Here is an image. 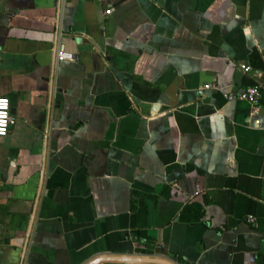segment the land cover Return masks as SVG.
<instances>
[{
  "label": "crops",
  "instance_id": "crops-1",
  "mask_svg": "<svg viewBox=\"0 0 264 264\" xmlns=\"http://www.w3.org/2000/svg\"><path fill=\"white\" fill-rule=\"evenodd\" d=\"M0 96V264H264V0H1Z\"/></svg>",
  "mask_w": 264,
  "mask_h": 264
},
{
  "label": "built area",
  "instance_id": "built-area-1",
  "mask_svg": "<svg viewBox=\"0 0 264 264\" xmlns=\"http://www.w3.org/2000/svg\"><path fill=\"white\" fill-rule=\"evenodd\" d=\"M1 2V0H0ZM112 10H107V14H111ZM58 59L60 61L64 60H74L75 55L69 52L60 51L58 53ZM241 69L244 72H250L251 68L246 65H241ZM213 87L212 84H206L198 89V95L204 96L207 90H210ZM227 100L239 99L251 103L254 106L259 104L260 100V90L257 86H250L244 89L238 95L232 93L226 96ZM16 124V118L12 114V104L9 98L5 96H0V137H7L11 131V128ZM254 222L253 219L249 220ZM1 258V252H0Z\"/></svg>",
  "mask_w": 264,
  "mask_h": 264
},
{
  "label": "water",
  "instance_id": "water-1",
  "mask_svg": "<svg viewBox=\"0 0 264 264\" xmlns=\"http://www.w3.org/2000/svg\"><path fill=\"white\" fill-rule=\"evenodd\" d=\"M12 114L14 115L15 114V109L12 108ZM108 259H111V258H108ZM103 260L105 259H98V260H95L94 262H92L91 264H98L100 262H102Z\"/></svg>",
  "mask_w": 264,
  "mask_h": 264
},
{
  "label": "trees",
  "instance_id": "trees-1",
  "mask_svg": "<svg viewBox=\"0 0 264 264\" xmlns=\"http://www.w3.org/2000/svg\"><path fill=\"white\" fill-rule=\"evenodd\" d=\"M150 243H151V246L154 245L153 242H150ZM143 246H144V247H145V246H146V247H149L150 244L147 242V243H144Z\"/></svg>",
  "mask_w": 264,
  "mask_h": 264
}]
</instances>
